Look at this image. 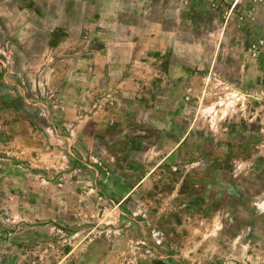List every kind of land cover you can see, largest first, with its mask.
<instances>
[{"label":"rangeland","instance_id":"obj_1","mask_svg":"<svg viewBox=\"0 0 264 264\" xmlns=\"http://www.w3.org/2000/svg\"><path fill=\"white\" fill-rule=\"evenodd\" d=\"M176 6L0 0V264H264V0Z\"/></svg>","mask_w":264,"mask_h":264},{"label":"crops","instance_id":"obj_2","mask_svg":"<svg viewBox=\"0 0 264 264\" xmlns=\"http://www.w3.org/2000/svg\"><path fill=\"white\" fill-rule=\"evenodd\" d=\"M137 1L142 2V1H148V0H137ZM160 1H168V0H160ZM169 1L177 3L176 9L179 10L180 0H169ZM172 10L174 11L175 7L172 8ZM68 30L69 29H66V28L63 27L62 32H66L67 33ZM112 30L113 29L110 28V27L98 28L97 31L102 34V39H92V41L89 42L90 43L89 45L91 47H94V49H96V50H99V49L102 50L104 48L108 49V52H106V53H104V52L102 53V51H100V52L98 51V52L94 53V54H101L102 55V59H101V62H100L101 65L108 64L110 66V62H111L112 58H111V53H110L109 50H111V43L113 42L112 41V36H111L112 35ZM71 35H72V33H69V32L67 33V36H66L67 37L66 38L67 39L66 40L67 44H69V45L72 44L74 39H75L76 42H78V40L83 42L81 37L78 38L77 36H75V37H77V38H75L74 36H71ZM89 55H90V53L82 51L80 53V58L82 59L83 62H86L88 65L92 66L91 65L92 62L89 59V57H91V56H89ZM71 59H68L69 61H67V62H69V65L73 64ZM77 72L80 73L81 69L77 70ZM88 82H91V80H87V78H83L81 76H79V78H77L76 80H68V78H63L62 77V79H60L58 81V83H57V85L60 84V86L56 90L57 95H58V97H63V96H65L64 94L66 93L65 98H67L68 97L67 96L68 91H71L70 95L72 94V92H74L72 96L73 97H79L80 88H78V86L79 85L88 84ZM75 104L77 106V110H80L79 109V106H80L79 104L80 103H79L78 99H77Z\"/></svg>","mask_w":264,"mask_h":264}]
</instances>
